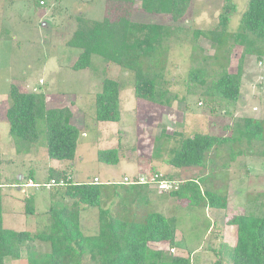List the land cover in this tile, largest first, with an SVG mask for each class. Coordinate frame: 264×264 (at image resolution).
<instances>
[{
    "label": "rangeland",
    "instance_id": "374dc122",
    "mask_svg": "<svg viewBox=\"0 0 264 264\" xmlns=\"http://www.w3.org/2000/svg\"><path fill=\"white\" fill-rule=\"evenodd\" d=\"M45 1V7L37 8L36 0H0L3 226L14 231H28L34 236L50 224L52 207L58 203L63 206L72 203L63 197L67 186L48 187L50 173L42 169L48 168V162L49 165L53 163L48 160V155L40 164L31 163V157L24 150L18 151L9 133L6 111L14 85L25 92L29 89L41 91L59 107L73 109L74 124L82 135L74 161H64V170L71 173L65 177L69 176L75 182H93L97 178L100 184H118L120 187L124 177H128L135 183L125 184L124 189L119 187V198H113L109 193L105 208L113 214L123 208L129 219L158 212L177 221L175 245L150 243L152 249L164 255L190 257L191 264H231L229 254L236 238L231 218L241 214L264 217V146L255 143V156L242 155L231 162V150L237 153L245 150L247 144H227L218 152L209 154L210 162L206 168L178 169L168 161L173 150L186 137L196 133L230 136L231 130L237 127L236 123L245 118L264 120V84L260 81L264 75V57L260 60L255 55L243 57V48L231 40L225 53L218 55L209 40L200 37L194 42L193 39L197 30L216 29L224 7L230 2L236 10L231 15L228 31H239L249 0H193L186 17L179 22H174L169 15L144 12L142 0H138L132 21L178 30L168 43L165 72L170 93L175 99L171 107L164 108L138 102L134 96L133 74L106 63L98 56H93L90 68L72 69L80 50L65 44L77 28V18L102 20L105 0ZM194 44H197V49L193 48ZM261 61L262 65L259 64ZM198 65L206 66L211 74L219 73L222 65L231 73L243 65L239 102L231 104L222 99L208 98L203 96L201 87L186 85L191 69ZM26 78H31L32 82ZM106 78L120 83L122 117L118 123L95 120L96 96L102 91ZM49 84L52 87H48ZM114 148L120 149L118 165L98 162L99 151ZM31 151L47 154L45 134ZM9 158L14 159L12 163L3 161ZM19 174H23V178L20 179ZM156 174L161 178H156ZM201 178L207 179L201 183L203 193L216 190L227 195L225 210L193 207L171 196L184 181ZM13 183L18 186H13ZM164 186L166 188L162 190ZM30 198H34V215L26 214V201ZM80 223L84 235H96L99 231V209H83ZM48 249V245L40 241L31 242L29 247L22 248L20 259L6 258L5 264H28L30 253L42 254Z\"/></svg>",
    "mask_w": 264,
    "mask_h": 264
},
{
    "label": "trees",
    "instance_id": "16d2710c",
    "mask_svg": "<svg viewBox=\"0 0 264 264\" xmlns=\"http://www.w3.org/2000/svg\"><path fill=\"white\" fill-rule=\"evenodd\" d=\"M192 1L142 0L141 9L150 14L169 15L174 22H179L186 17ZM137 2L105 0L102 20L77 18V28L65 44L80 50L72 69H88L93 56H98L106 63L133 74L134 96L138 102L161 108L171 107L175 97L170 93L165 72L168 43L178 30L165 25L132 21ZM35 6L43 8L46 1L36 0ZM235 10L232 2L226 5L216 29L197 30L193 36L194 42L203 37L213 44L220 55V52L225 53L231 40L243 48V57L255 55L259 60L262 59L264 0H249L239 31L230 33L228 27ZM193 48L197 49V44ZM259 64L262 65L263 61ZM243 75V65H239L235 73L222 65L219 73L212 74L206 66L198 65L191 69L186 85L201 87L205 97L235 104L242 97ZM263 77H260L261 84H264ZM120 92L118 80L104 79L102 91L97 94L95 101L97 122L121 121ZM10 101L6 121L18 151H29L40 143L45 134L46 151L51 160L74 161L82 132L71 123L73 113L70 107L48 108L47 96L43 92H25L14 85L10 90ZM236 125L235 130L231 128L230 136L196 133L186 137L173 150L168 163L178 169L206 168L210 162L209 154L218 152L227 144L232 146L243 142H246L247 148L237 153L231 150V162L242 155L255 156L253 145L261 143L264 146V120L245 118ZM97 160L107 165H118L120 149L99 151ZM68 174L71 173L65 170H51L49 179L59 180ZM206 180L184 181L171 196L193 207L225 210L228 206L227 195L216 190L203 193L201 183ZM124 186L70 182L63 197L72 200V203L69 206L58 203L52 207L50 224L34 236L28 231H14L3 226V195L0 187V264H5L6 258L20 259L22 248L36 241L48 245L49 249L42 254L30 253L28 264H84L86 260L88 264H191L190 257L164 255L149 245L167 243L174 246L176 220L167 219L158 212L129 219L123 208L113 214L104 207L109 201V193L113 198H119L118 189ZM26 202V214L34 215V198ZM88 207L99 209V231L93 236H86L81 230L80 214ZM231 224L236 229L235 244L229 254L231 264H264V217L256 214L235 215L231 218Z\"/></svg>",
    "mask_w": 264,
    "mask_h": 264
},
{
    "label": "crops",
    "instance_id": "0c3cea01",
    "mask_svg": "<svg viewBox=\"0 0 264 264\" xmlns=\"http://www.w3.org/2000/svg\"><path fill=\"white\" fill-rule=\"evenodd\" d=\"M28 81H30V82H32L31 81V78H26ZM32 83H30V85H31ZM51 85L49 84L48 85V87H50ZM52 87V86H51ZM30 88H32V86H30ZM27 91H30V89L29 90H27ZM121 94V93H120ZM48 99V98H47ZM48 102H47V107L48 108H56V107H59L58 105H57V103L56 102H51L49 99L47 100ZM72 109V108H71ZM72 113H73V118H72V120H71V122H72V124H74V119H75V113H74V111H73V109H72ZM75 125V124H74ZM75 126H77V125H75ZM78 127V126H77ZM79 128V127H78ZM80 129V128H79ZM1 145V144H0ZM29 157H31L30 159H29V161L31 162V163H36V164H40V161H42L43 162V160H44V158H47V154L46 153H42V151H41V153H39L38 151H31V149L29 150V151H26L25 152ZM11 155H13V152L11 151ZM45 156V157H44ZM248 157H250V156H248ZM12 160H14L13 158H9V159H5V160H3V161H5L6 163H12ZM48 160H51L50 158L48 159ZM53 163H51V165H49V162H48V168H46V166L45 167H43L42 169L43 170H46V171H48L49 173H50V171L51 170H56V171H63L64 169H65V163L63 162V161H58V160H51ZM20 179L21 178H23V174H19V176H18ZM33 179H35V177L33 178ZM6 180V179H5ZM107 185V184H106ZM34 196H35V194H33Z\"/></svg>",
    "mask_w": 264,
    "mask_h": 264
},
{
    "label": "built area",
    "instance_id": "2783aa9c",
    "mask_svg": "<svg viewBox=\"0 0 264 264\" xmlns=\"http://www.w3.org/2000/svg\"><path fill=\"white\" fill-rule=\"evenodd\" d=\"M156 178H161L160 175L156 174L155 175ZM70 182H74L72 181V178L71 177H64V178H60L59 180H56V179H51V182L48 183V187H64V186H68V184ZM94 183L96 184H100L101 182L99 181V179L95 178ZM167 182V181H166ZM131 183H135L134 181H131L128 177H124L123 181L121 182V184H131ZM165 186L162 187L161 189L162 190H165Z\"/></svg>",
    "mask_w": 264,
    "mask_h": 264
}]
</instances>
